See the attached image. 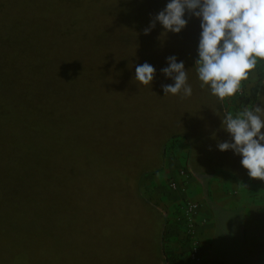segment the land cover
I'll use <instances>...</instances> for the list:
<instances>
[{"label":"rangeland","instance_id":"374dc122","mask_svg":"<svg viewBox=\"0 0 264 264\" xmlns=\"http://www.w3.org/2000/svg\"><path fill=\"white\" fill-rule=\"evenodd\" d=\"M166 3L0 0V264H161L131 176L176 135L194 169L229 167L217 99L196 76L199 20L144 34ZM171 55L190 97L163 93ZM145 62L149 85L133 79Z\"/></svg>","mask_w":264,"mask_h":264},{"label":"clouds","instance_id":"9594fccd","mask_svg":"<svg viewBox=\"0 0 264 264\" xmlns=\"http://www.w3.org/2000/svg\"><path fill=\"white\" fill-rule=\"evenodd\" d=\"M193 17L201 29L194 65L199 86L224 101L239 92L257 61L264 60V0H167L143 31L150 34L158 22L162 35L178 34ZM166 61L161 71L173 83L162 85L164 95L190 97L193 89L184 62L175 55ZM155 71L145 62L136 66L133 79L149 85ZM221 128L230 139L218 142L217 149L240 156L248 176L264 181V105L245 107L235 115L225 112Z\"/></svg>","mask_w":264,"mask_h":264},{"label":"crops","instance_id":"0c3cea01","mask_svg":"<svg viewBox=\"0 0 264 264\" xmlns=\"http://www.w3.org/2000/svg\"><path fill=\"white\" fill-rule=\"evenodd\" d=\"M253 72L255 82L264 77L257 73L264 72V60L257 61ZM263 81L264 78L259 86ZM221 104L225 114L222 101ZM188 144L187 141L174 146L163 165L142 184V190L148 186L151 203L166 219L161 264H192L187 256V240L177 229L172 230L181 194L167 186L168 178L176 176L178 167L183 165L190 173L186 195L200 203L199 218L206 220L199 226L204 245L201 264H264V181L250 178L238 157L233 169H210L199 163L196 170ZM168 221L170 234H165Z\"/></svg>","mask_w":264,"mask_h":264},{"label":"built area","instance_id":"2783aa9c","mask_svg":"<svg viewBox=\"0 0 264 264\" xmlns=\"http://www.w3.org/2000/svg\"><path fill=\"white\" fill-rule=\"evenodd\" d=\"M258 71V69H257ZM253 70L249 75V78L242 82L239 92L233 97L225 99L223 102L226 112H231L236 114L245 107H252L255 105L258 97L259 85L258 81L264 77L258 78L253 81ZM259 75L264 74V72H257ZM255 82V83H254ZM176 135L170 138L167 142V147L165 150L164 158H168L174 148L181 143L182 137ZM181 142H177V141ZM177 142V143H175ZM170 144V150H167L168 145ZM190 173L186 165L180 166L177 169V175L168 178L167 186L169 190L176 191L181 194L179 201L177 200V209L175 211L174 221L175 224L172 230L177 229L179 235H183L184 239L188 243L187 256L192 264H201L202 252H203V240L200 234L199 226L206 222L205 219L201 220L199 218L200 212V203L197 200H193L187 194L188 190V177ZM146 186V185H145ZM143 187L142 193L150 202L152 201L151 196L149 195L148 186ZM148 189V190H147ZM155 202V201H154ZM170 234V221H168V226L166 227L165 234ZM165 241V240H164Z\"/></svg>","mask_w":264,"mask_h":264},{"label":"trees","instance_id":"16d2710c","mask_svg":"<svg viewBox=\"0 0 264 264\" xmlns=\"http://www.w3.org/2000/svg\"><path fill=\"white\" fill-rule=\"evenodd\" d=\"M216 103L218 104V111L217 112L219 113V116L221 118H223L224 112H223L221 101L217 99ZM258 104L263 105L261 100H260V102L258 101ZM164 148H165V145H162L161 148H159L157 150L156 154H154V156L148 155L147 159L144 162V166L138 168L136 174L134 176L133 175L131 176V178L133 179L132 183L134 185V190H133L134 196L133 197H134L135 203L137 204V207H138V214L143 217V223L144 224L146 223V225L148 226V229L150 230L149 237L152 240L151 245L153 246V249L157 251L159 256H161L160 257L161 259L163 256L162 245H163V240H164V228L166 225V219H165L163 212L160 209H158L156 206H154L142 194V190L138 187V180H140V178H142V176H144V175H145V177H147L149 175V174H147L148 171L156 170L162 165L163 160H164V152H165ZM198 154H199L198 156L201 157L204 153L202 151H200ZM215 158H216V160L222 159V161L224 160L225 162L229 159V158L225 159L224 154H221V153H220V155L215 156ZM191 159L193 160V157H191ZM234 159H235V157L230 152V159L228 162H226L227 164H230L229 167L217 166L215 168L233 169V167L236 165L235 164L236 160H234ZM215 164L217 165V164H219V162L217 161ZM239 164H240V162H239ZM127 177L130 178V176H127Z\"/></svg>","mask_w":264,"mask_h":264}]
</instances>
